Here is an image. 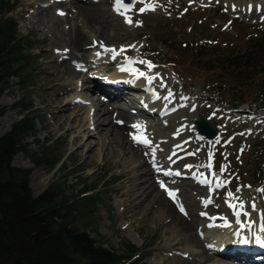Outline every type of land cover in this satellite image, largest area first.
<instances>
[{
    "label": "rangeland",
    "instance_id": "obj_1",
    "mask_svg": "<svg viewBox=\"0 0 264 264\" xmlns=\"http://www.w3.org/2000/svg\"><path fill=\"white\" fill-rule=\"evenodd\" d=\"M69 1L18 0L14 9L8 14L16 21L18 36L29 40L32 52L30 63L27 65L28 82L19 86L17 80L12 77L7 82L8 86L0 93V137L21 118L19 104L25 108L29 107L31 116L34 117L32 128L34 134L25 136L21 141L20 151L12 156L9 166L27 172L26 186L30 194L37 196L52 186L57 188V192H64L67 196L97 194L100 201L96 205V212L91 216V222L81 220L78 226L88 225L86 233L105 249L124 250L129 244L144 252L147 255L145 264H179L181 259H185L188 253L195 250L188 234L177 233L172 223L175 214L180 213L187 220L185 222L193 229L189 235L201 237L217 234L218 226L214 222L211 224L212 220L220 218L223 214L232 218L230 213L232 209L225 203L226 192H232L244 201V211L250 213L252 204L255 203L264 215V192L257 191L264 189V172L261 174L264 168V112L258 111V103H248L249 100L245 103L231 100L232 98L227 97L225 93L227 83L223 74L217 70L210 72L198 69L192 66V64L196 65V60L191 63L189 56L179 52L180 48L193 47L200 41L210 43L223 55L236 51L242 44L244 45L248 37L257 33L256 30H264V0H150L147 4H152L154 10L140 13V7L135 10L134 18L128 11L125 12V15L131 18L132 24L125 23L124 15L114 10L116 0H105L102 6L110 17H113L112 19L118 20L114 30L109 29L106 37L103 36L102 39L94 34V30L83 29L84 25L82 30L80 29L82 34H87L89 37L84 44L87 45L95 37L106 42L104 44L100 41L104 48H101L100 43L98 48L102 52L97 58L115 61V65L111 68L104 67L105 72H110L101 75L100 78L121 71L120 67L125 65V57L133 61L151 62L154 65L151 74L147 76L162 78L166 96L171 92L168 98L170 106L173 105L175 108L181 106L180 116L172 121L173 124L163 125L159 129L165 136L170 135L173 127L181 122L192 126L193 122L200 119L206 121L216 131V136L211 141H206L200 140L194 130V134L192 132L191 136L189 134L188 144L201 161V171L205 177L214 180L212 173L219 174L221 166L227 165V170L222 174L221 179L229 183L226 187L216 188L213 182L211 185L213 190L210 192L209 185L202 182L187 185L182 179L176 178L175 182L171 180L167 183L169 186L167 184L166 186L173 188L172 190L180 195L177 196V200L188 205L191 215L178 212L176 208L174 210L163 204L169 211L171 209L169 218L162 215L160 210L162 182L154 176H150V182L149 175L144 176L149 167L143 165L148 155L147 152L142 151L143 145L136 143L129 145L135 152L138 151L132 156L129 155L131 151L127 147L118 146L119 151L115 144L105 139L104 133L101 132L106 129L105 126L96 133L92 132L93 134H88L86 127L80 126L86 125L85 113L88 103L91 105L101 103L103 107H109L94 90L89 91L79 86L89 74L86 73L89 69L87 46L74 52L65 64L78 73V77H73L69 81L65 79L49 81L53 80L51 65L55 62L61 63L63 58H68L61 55V51L66 47L65 31L72 25L80 27L77 15L75 17V14H68L67 20L63 17L64 11L69 8ZM53 3L66 5L65 10L64 8L54 10V17L62 22L55 23V18L52 19L54 25L47 20L48 24L38 22V10ZM130 9L133 10L132 5ZM120 10L124 11V7ZM58 12H62L63 15ZM130 45L134 47H128ZM93 47L91 54L97 55L99 50H93L95 49ZM121 47L129 50L130 54L126 55L124 52L112 59V54L105 51V49L119 50ZM138 52L140 56H137ZM134 64L139 71L148 70L146 64ZM102 83L104 84V81ZM221 84L224 89H221V94L215 96L214 86ZM55 94H57L56 98ZM50 98H54L57 103L53 109L47 106ZM66 102L69 103L70 108L67 107L69 110L62 114L58 112V118L54 120L53 111L64 107ZM120 103L122 104V101H119ZM114 111L113 117L121 116L123 125L126 126L129 117L121 111ZM157 113L155 110L150 115L140 114V120L145 124H154L157 122ZM62 116L74 118L73 122H64L66 124L57 128L56 121ZM127 129L129 130L128 126ZM124 132L128 134V131ZM171 149L172 145L169 142L155 149L156 157H159L160 161V164L155 166V170L158 166V171L165 170L163 158ZM210 153L212 154L211 172L202 166L209 163ZM51 164H54V167L51 168ZM188 176L189 173H185L182 178L187 179ZM237 188L241 190L236 192ZM143 189L145 194L148 192V197L141 205L138 196L140 194L145 196L142 193ZM209 198L213 203L205 207L203 202ZM143 207L146 211H141ZM198 213L200 217L197 216ZM252 214L254 215L255 212L253 211ZM228 217H225L224 221L230 220ZM223 230L218 236L225 234V229ZM238 236L235 237V242ZM208 244L209 240H204L206 247ZM210 254L214 264H239L238 261L224 258L216 252Z\"/></svg>",
    "mask_w": 264,
    "mask_h": 264
},
{
    "label": "trees",
    "instance_id": "obj_2",
    "mask_svg": "<svg viewBox=\"0 0 264 264\" xmlns=\"http://www.w3.org/2000/svg\"><path fill=\"white\" fill-rule=\"evenodd\" d=\"M17 1L0 0V93L10 78L19 86L29 78L32 48L18 36L16 21L8 15ZM256 31L239 49L224 55L205 41L177 49L191 63L196 60L192 66L223 74L231 100L258 103L264 112V30ZM214 88L215 96L224 89L223 84ZM18 108L21 118L0 137V264H145L144 252L129 244L124 250L105 249L86 233L88 225L78 226L81 220L91 222L100 201L97 194L67 196L53 186L37 196L30 194L27 172L9 166L21 141L34 134L30 108Z\"/></svg>",
    "mask_w": 264,
    "mask_h": 264
},
{
    "label": "bare ground",
    "instance_id": "obj_3",
    "mask_svg": "<svg viewBox=\"0 0 264 264\" xmlns=\"http://www.w3.org/2000/svg\"><path fill=\"white\" fill-rule=\"evenodd\" d=\"M103 2H105V0H102L101 2H97L93 0H70L69 1V8L66 9V12L64 11L63 17L66 18L68 14L69 15L75 14V17L77 15L80 19H82L83 23L78 17H76L80 22V27L78 26L74 27L73 25L69 26L68 28L65 27V30L67 28L66 31L64 30L67 36L66 37L67 40L65 42L66 47L64 48V51H61V55H64L65 57H68V58H63L61 63L55 62L53 65L50 64L53 70L52 72L53 80H49V81L54 82L55 80H58V79L59 80L65 79L69 81L73 77L75 78L78 77L79 74L76 73L73 69H71L70 67H68V65H65V64H67L71 56L74 55L73 54L74 52H77L83 49V47L87 46L86 48L88 50L87 56L89 55L87 66L89 67V69H87L86 73H89V74L87 75L85 81L80 82L79 86L82 89H88L89 91L96 90L102 93L103 96L102 95L101 96L107 98L106 104H108L109 107L108 106L103 107L101 103H98L97 105L96 104L91 105V103H88V109L86 110V113H85V121H86L85 124L86 125L81 124L80 125L81 128L85 126L86 131H88V134H89L92 132L96 133V131L101 129L102 126H105L106 129H103L101 131L104 133L103 136L106 137L105 139L109 140V143L115 144V146L117 147L119 151L120 149L118 148V146L127 147V149L128 150L130 149L131 151L129 152V155L133 156L138 151L135 152V150L131 148V146H129L131 144H134L133 140L130 137V133H134L136 131L132 127V125L141 124L144 126V130H145V133L148 139H150L152 142L151 145L147 147L143 145L144 148H142V151H145L148 154L145 157L147 158V160H145L146 163L143 165L144 166L146 165L149 167L148 171L144 173V176L149 175L148 180H150V182H151L150 176H154L155 178H158L159 181L163 182L165 185L169 183L171 180L173 181L176 180V178L182 179V181L185 180L187 185L191 183H195V182H202L205 176L201 171V161L199 160L197 154L193 151L192 147H190V145L188 144L189 134L191 136V132L192 134H194L195 132L194 126L193 125L188 126L187 124H182L183 122H181L179 124L180 126L179 125L174 126L171 134L167 136H165L159 130L161 126L163 125L170 126V124H173L172 121L174 122V120H176L180 116L179 113L181 112V106L176 105L177 108H175L172 105L171 107L170 106L171 103L168 102V99L167 100L163 99V97L166 96L164 92L166 91L164 89V86L161 87V84L164 83V80L160 78L159 76H156L157 78L153 80L152 84H149L147 82V79L143 77L137 78L127 71L114 72L113 74H110L106 78H103V77L100 78L101 75L108 73L104 71L105 69L104 67L106 66L107 68H111L113 65H115L114 64L115 61L110 62L106 60V58L101 60L97 58V55L91 54V48L93 46H94L93 48H95L93 50L98 49L99 53L102 52L98 48V46L100 43H102L100 41H103V40H97L95 39L96 38L95 37L93 41L91 42L89 41V43L86 45L84 43L86 39L89 40V37L87 36V34H84V33L82 34L81 30H82V26L84 25L83 29H86L89 31L94 30L95 31L94 34H97L98 36L102 37V39H103V36L106 37V33L109 31V29L114 30L113 28L115 27L114 25L116 24L117 19L114 20L112 19L113 17L112 18L110 17L108 11L104 8V6H102ZM147 3H150V0H143V2H140V0H132L129 4L123 3V7L124 8L130 7L132 5L133 10L128 11V12L130 16L134 18L135 10L140 7H143ZM65 7H66L65 4L53 3V5L51 4L45 8H41L40 10H38L39 12L37 13L38 22H40L41 24H45L47 20L51 24H53L52 19L55 18L54 10L56 8H64L63 10H65ZM55 19H56L55 23L62 22L58 18H55ZM67 24L69 23L67 22ZM94 41L98 43L94 45L93 44ZM103 43L105 44L106 42L103 41ZM125 53L126 55L130 54L129 50L125 51ZM137 56H140L139 52ZM131 67L137 69L134 63L131 65ZM145 73L150 75L151 71L149 72L147 70ZM149 77H153V76H149ZM103 81L104 83L110 82L111 86L110 85L105 86V84L102 83ZM84 83H87V84L85 85ZM69 89L70 87H68V90ZM57 94H63V92H59V93L57 92ZM57 94H55V98L57 97ZM155 96H159L160 99H156ZM117 100L126 101L129 112H125L128 110H125L124 108L120 107L119 104L117 105L118 103L116 102ZM68 102H66L65 105H63L64 107H60L58 111H53L55 113L54 120L58 118V115H57L58 112L62 114L63 112H66L67 110H69L67 108L69 107ZM56 105L57 103L54 98L53 99L50 98V100H48L47 106L49 107V109L50 108L53 109L54 106ZM94 106L96 108H92ZM114 110L121 111L129 117L128 121L126 122L127 123L126 126L125 124L123 125V118H121V116H119V118L113 117L112 114L115 112ZM155 110L158 112L156 114L157 115L156 123L145 124L142 122L143 120L142 121L140 120V114L150 115ZM73 119L74 118L72 119L63 118L62 116L61 119H58L56 121V126L57 128H59L60 126H63V124H66L64 122H67V123L73 122ZM116 120L122 121V123L120 125H116L117 124ZM127 126L129 127V130L127 129ZM124 131H128V134H125ZM198 138L200 140H203L200 135H198ZM166 142H169L172 145V149L166 155V157L163 158L165 162V167H166L165 170L163 169L164 171H158L159 166L157 170H155V166L160 164L159 157H156L157 154H155L156 153L155 152L154 159H153L152 149H156L159 145H162ZM90 150H92V147ZM95 150L97 152V149L94 148V151ZM170 157L171 159H169ZM152 166H153V170H152ZM166 173H170V174H166ZM177 173H179V175H177ZM185 173H189V176L187 179L182 178V176H185ZM167 188L170 190L173 189L169 187ZM160 190L163 192V194L160 195V198L162 199V206H160L162 215H165L166 217L169 218L171 216V209L175 210V208L177 209V211L179 210L178 212H181L180 208L178 207V204L183 205L184 207L183 213L191 215L189 212V209L187 208L188 205L184 204V202L181 200H177L176 202H173V200L169 198V196L167 195L165 190L161 188V186H160ZM142 193L145 196H142L141 194L140 196H138V198H140L139 204L141 205L146 201L145 198L148 197V192H146L147 194H145L144 189ZM177 196L180 197L178 193H177ZM163 204L167 207L169 206L171 208L170 211L168 210V208L166 209L163 206ZM137 206H138V203H137ZM141 211H146V208L143 207ZM252 212L253 210L250 211L247 217L240 216L241 223L245 224V227L243 229L241 228V225H238L236 223V217L233 215V211H232L230 212L232 213V218L224 214L220 216L224 218L225 217L230 218V220H226L229 227H223L222 225H224L225 223L224 219H220L217 217L213 219L211 222V224L213 222L217 224L218 226L217 234H215L214 236H211V234H209V235H205L201 237H198V235L195 237L192 235H189L192 229L189 226V223L185 222L187 220H185V218L180 213L175 214L176 217L175 219L173 218L174 220L172 221V223H174V227L176 228L177 233L188 234V238L190 239L189 241H191L193 246H195V250L188 253L185 259L184 258L181 259V261H179V264H214L212 263V257H211L210 252H216L217 255H220L224 258L234 259L238 261L239 264H264V247H261L260 245L256 244L254 236L249 234V232L251 231L252 233L259 235L262 239H264V232L259 231L260 224L264 223V215L261 214L262 212L258 207H256V210L254 211L255 212L254 215L252 214ZM258 213H260V215ZM197 216L200 217V214L198 213ZM249 221L251 222L250 229L246 223ZM223 229H225V234H223L222 236H218V234L222 232ZM236 232H240V235L238 236V240L235 242L234 239L237 235H234V233ZM242 238L247 239L249 242L247 244L241 243ZM204 240H209V244L207 247L206 245H204ZM219 250L224 251L223 254L220 253ZM194 256H197V258H195Z\"/></svg>",
    "mask_w": 264,
    "mask_h": 264
},
{
    "label": "snow or ice",
    "instance_id": "obj_4",
    "mask_svg": "<svg viewBox=\"0 0 264 264\" xmlns=\"http://www.w3.org/2000/svg\"><path fill=\"white\" fill-rule=\"evenodd\" d=\"M140 2H143V0H140ZM123 7V3L122 0H116L115 2V6H114V10L118 12V14L120 15H124L125 18V23L128 24H132V20L130 17H128L127 15H125V12L130 11V7H125L124 11H121L120 9ZM235 8V6H233ZM148 10H154V7L152 4H145L144 7H141L139 9L140 13H143L145 11ZM249 10H251V6H249ZM257 10H259V6H257ZM58 14L63 15L62 12H58ZM139 24V22H137V25ZM93 44L95 45L96 42L94 41ZM101 48H104V45L101 43L100 44ZM128 47H134V46H128ZM67 51V50H65ZM105 51H108L112 54V59H115L118 55L124 53L125 51H127V49L125 47H121V49L116 50V49H105ZM100 53H97V56H99ZM133 63H142V64H146V67L148 69V71L150 72L152 70V68L154 67V65L151 64V62H145V61H133L130 58L125 57V65H122L120 67L121 71H127L130 72V74H132L133 76L140 78L143 77L145 79H147V82L149 84H152L153 80L156 79L157 77H149L147 76V73L143 72V71H139L138 69H135L133 67H131V65ZM164 85L161 84V87H163ZM155 95V94H154ZM169 96H171V92H169L168 96L163 97V99L167 100L169 98ZM156 99H160L159 96H155ZM117 123H122V121H117ZM132 127L136 130L134 133H130V137L133 140L134 143L136 144H142L145 147L151 145V140L148 139L145 130H144V126L141 124H134L132 125ZM153 152V159H154V153H155V149H152ZM171 159V157L169 158ZM212 154H209V163L207 165H202L203 167H206L209 169V171L211 172L212 169ZM159 170V169H158ZM227 170V165H222L220 168V173L216 174V173H212V176L214 177L213 179H209L207 177H205L202 180V183L209 185V191L211 192L213 189L211 187V185L213 184V182L215 183V187L216 188H221V187H226V185L229 183V181L227 180H223L221 179V176L223 173H225ZM166 174H170V173H166ZM177 175H179V173H177ZM161 188L165 190V192L167 193V195L169 196V198H171L173 200V202L177 201V193L174 190H170L166 187V185L162 182L161 183ZM246 187H250V186H246ZM241 189L237 188L236 192H239ZM257 191H261L264 192V189H258ZM225 203L227 204V206L232 209L233 211V215L236 217V223L241 225V228L243 229L245 227V224L241 223L240 220V216L244 215V216H248L249 213L244 211V201L240 199L239 196H236L234 193L232 192H226L225 193ZM213 203L212 199L209 198L206 201H204V206L207 207L209 204ZM178 207L180 208L181 212H184V207L183 205H179ZM252 210L255 211L256 210V205L255 203L252 204ZM201 215H206V213H201ZM220 219H225L224 217H220ZM247 226L249 227V229L251 228V222H246ZM223 227H229L227 221L225 220L224 225H222ZM259 231L264 232V223L260 224L259 226ZM250 235L254 236L255 238V243L260 245L261 247H264V239H262L259 235H256L255 233H252L251 231L249 232ZM234 235H240V232H236L234 233ZM249 241L247 239L242 238L241 239V243L243 244H247Z\"/></svg>",
    "mask_w": 264,
    "mask_h": 264
},
{
    "label": "water",
    "instance_id": "obj_5",
    "mask_svg": "<svg viewBox=\"0 0 264 264\" xmlns=\"http://www.w3.org/2000/svg\"><path fill=\"white\" fill-rule=\"evenodd\" d=\"M130 1L131 0H122L124 3H129ZM193 125L195 126L196 131L206 140H211L215 136V131L208 125L206 121L199 120L194 122Z\"/></svg>",
    "mask_w": 264,
    "mask_h": 264
}]
</instances>
